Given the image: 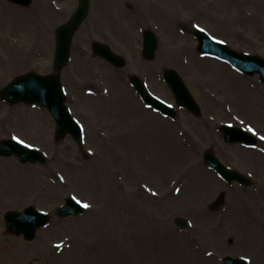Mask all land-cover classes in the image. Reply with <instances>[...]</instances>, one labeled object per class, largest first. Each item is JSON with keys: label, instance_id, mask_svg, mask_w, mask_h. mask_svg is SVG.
<instances>
[{"label": "rangeland", "instance_id": "1", "mask_svg": "<svg viewBox=\"0 0 264 264\" xmlns=\"http://www.w3.org/2000/svg\"><path fill=\"white\" fill-rule=\"evenodd\" d=\"M38 2L20 7L0 0V92L27 72L57 73L55 32L69 20L79 0H41V7ZM104 5L101 11V0H91L89 15L73 38L70 64L60 72L67 104L85 126V147L91 158L82 155L71 137L55 138V121L44 108L12 106L0 99V141L15 137L48 158L42 164H22L15 156L0 155V175L5 174L0 184V264H224L226 256H244L251 259L249 264H264L260 244L264 241V160L262 166L255 165V152L233 149L217 132L220 121H233L225 110L232 101L235 115L264 134V111L252 113L248 108L264 103V84L259 75L239 74L227 64L203 58L194 33L196 25L202 26L231 48L264 58V0H105ZM37 6L41 10L35 11ZM145 29L153 30L158 38L151 60L140 53V31ZM96 41L106 42L124 56L127 68L114 69L92 56ZM169 58L173 64L164 67L162 61ZM195 59L205 71L200 64L193 65ZM167 69L186 81L200 116L179 111L175 125L159 116L153 125L141 129L145 116L154 113L140 107L129 80L133 75L147 77L158 96L173 101L162 80ZM219 74L248 92L249 99L246 93L242 98L249 102V111L239 107L230 92L232 86L221 85ZM113 79L120 88L112 85ZM103 89L109 91V99L92 97L99 96L98 91L103 94ZM119 94H126L125 101L134 100L137 111L112 110ZM205 122L215 137L205 134ZM160 128L171 133L179 149L175 153L165 152L157 142ZM98 131L105 132L98 133L104 139L97 136ZM122 132L128 134L122 137ZM188 143L197 153L174 163ZM209 149L227 165L251 174L252 183L245 188L221 180L203 163ZM158 164L166 169L159 172ZM208 181L215 191H204L202 183ZM17 183L28 185L22 190ZM170 183L174 184L170 199L149 200L151 191L164 193ZM221 192L226 206L209 211L208 205ZM128 194L134 197L126 200ZM70 196L88 203L89 208L77 217L60 219L55 212ZM28 206L53 215L31 242L9 234L4 221L8 211ZM237 213L244 214V233L237 231L233 221ZM176 217L185 218L189 226L178 228Z\"/></svg>", "mask_w": 264, "mask_h": 264}, {"label": "water", "instance_id": "2", "mask_svg": "<svg viewBox=\"0 0 264 264\" xmlns=\"http://www.w3.org/2000/svg\"><path fill=\"white\" fill-rule=\"evenodd\" d=\"M14 1H17L21 4H29V0ZM88 4L89 0H81L79 9L74 14L70 22L61 26L57 31V49L55 63L58 70L63 68L68 61L72 36L79 25L85 19L88 12ZM199 39L202 42V47L203 43H209L205 42L206 37L203 34H199ZM210 43L208 44L209 47L205 48V51L227 58L233 64L248 73H253L255 71L264 72V61L262 59L258 57L248 58L230 51L223 45ZM102 51L103 54L107 55V57L115 64L121 65V60L118 57L112 55L108 48H102ZM202 51H204V49H202ZM166 77L170 81L178 99H181L180 102L182 104L188 105L187 101L185 99H182L184 94H187V89L182 84L176 73L168 71L166 73ZM172 79L176 80L175 84H173ZM137 87L146 97V94L144 93L141 85L137 84ZM1 96L9 100L11 103H15L18 101H26L28 103H41L52 112L54 118L56 119L59 138H62L67 131H70L74 134V137L77 141L81 140L80 130L78 129L76 124H74L67 108L64 105L65 97L63 96L60 81L57 77H41L34 74H26L24 76L17 77L11 84L7 86V88L2 91ZM149 102L153 101L149 100ZM155 104L159 106L157 102H155ZM192 109L197 112L195 104L192 106ZM13 151H15L17 155L21 157V160L23 162L43 161V157L38 152L26 151L17 145L9 143L8 141H4L0 144L1 154H11ZM206 160L218 166V169L224 177L230 180L234 178L244 180L243 177H241L237 172L233 173L225 167H222L212 154H208L206 156ZM78 211H80V209L77 206H75L73 203H68V205L60 211V216L64 217L69 214H76ZM47 220V216L37 213L32 208H29L23 213H8L6 216L9 231L16 235L24 234L25 239L27 240L34 239L36 236L35 232L37 228L44 225ZM178 224L184 225L185 223L181 220L178 222ZM227 264L245 263L240 260L234 261L228 258Z\"/></svg>", "mask_w": 264, "mask_h": 264}, {"label": "bare ground", "instance_id": "3", "mask_svg": "<svg viewBox=\"0 0 264 264\" xmlns=\"http://www.w3.org/2000/svg\"><path fill=\"white\" fill-rule=\"evenodd\" d=\"M40 2H38V4L40 5V3H41V0H39ZM104 1L105 0H101V4H102V6H100V10L102 11L103 10V8H105V5H104ZM107 3L109 4V2H105V4L107 5ZM40 7H41V5H40ZM39 6H37L36 7V10L35 11H37V9H39V10H41V8H40ZM47 10V9H46ZM47 12H49V11H47ZM100 13V12H99ZM103 15V14H102ZM173 59H168V60H165L164 62L162 61V63H163V65H164V67H166V65H171V64H173V61H172ZM202 61H205V60H202ZM198 64H200V63H198V61L195 59L194 61H193V65L195 66V65H198ZM200 69H204V71H205V67L203 66V65H201L200 64V67H199ZM113 81V83L114 84H112V85H114V87L115 88H120V87H117L116 86V83H115V81H114V79L112 80ZM218 81V80H217ZM219 81L221 82V85L222 86H225V87H231L232 86V89L235 91H233V90H229L230 92H232L233 93V95H234V97L237 99V101H238V105H239V107L242 109V110H244V111H249L246 107H248V105H249V102L247 101V100H244L243 98H242V96L246 93L247 95H248V99H249V97H250V95L248 94V92H246V90L241 86H238V85H235L234 83H232L229 79H228V77L226 76V75H224V74H219ZM125 95L126 94H124V95H122V94H119V95H117L116 96V98L118 99L117 101H116V99L114 98L113 99V101H116L115 102V104H114V106L111 108L112 110H114V111H118V112H122V111H125V112H128V113H130V114H132L134 111H137L136 110V105H135V103H134V100H128V101H125L124 100V98H125ZM110 97V96H109ZM109 97L107 98V99H109ZM106 99V100H107ZM100 100H102V99H100ZM251 106V105H250ZM248 108H250V110H251V112L253 113V112H255V113H259L260 111H264V103L263 102H260V106H257V107H254V106H251V107H248ZM140 112L141 113H146V114H148V112H144V111H141L140 110ZM254 113V114H255ZM261 113V112H260ZM155 118H156V116L155 115H152V114H148V115H146L145 116V118H144V121H142L143 123H141V129H142V127H147V126H150V125H153L155 122H156V120H155ZM144 124V125H143ZM143 125V126H142ZM170 129H171V126H170V124H166ZM205 125L207 126V132L205 131V134L207 135V133H208V136H209V139H210V137H215V136H213V129L210 127V124H207L206 122H205ZM155 127H153L152 129H154ZM143 131V130H142ZM203 133V132H202ZM170 134L171 133H169V132H166V131H163V130H161V128H160V133H159V135L161 136V138L160 139H158L157 140V142L159 143H161L162 144V146H164L166 149L164 150L165 152H169V153H175L177 150H179V149H177L176 147H177V145L175 144V142L173 141V137H170ZM169 135V136H168ZM207 136V137H208ZM165 140H167V141H165ZM109 146H111V145H109ZM192 148V147H191ZM240 150H244V149H240ZM195 150L194 149H181L180 150V152L178 153V156L176 157V158H174L173 159V162L175 163L176 161H178V162H181V161H183V159H182V157H192V153L194 152ZM252 153V152H251ZM254 153V152H253ZM182 154V155H181ZM168 155V154H167ZM263 155H261L260 153H258V152H255V154H254V159L255 160H252L253 162H254V164L255 165H257V166H262L263 165V160H264V158L262 157ZM159 161V160H158ZM157 161V162H158ZM92 162H95L93 159H92ZM251 162V161H250ZM96 163V162H95ZM259 163H260V165H259ZM159 166H158V170H159V172H161V171H163L164 169H166V165H163V166H160L161 164H158ZM199 166H200V164H199ZM99 169L96 167V169H95V171H98ZM193 171H196V172H198V168L197 167H194L193 168ZM1 173V172H0ZM190 174V173H189ZM6 175H7V173H6ZM109 178H110V176H109ZM5 179V174H2V175H0V184H1V182L3 181ZM199 179H200V176H198L197 177V180H196V182H198L199 181ZM30 183H32V182H30ZM208 184H205V183H202V188L203 189H205L204 191H206V192H212V191H215V190H213L214 189V187L212 186V184L208 181L207 182ZM27 185H28V183H22V184H19V183H17V187H18V189H21L22 188V190H24V189H26V187H27ZM31 185V184H30ZM95 185V184H94ZM9 189V188H8ZM11 189V188H10ZM9 189V190H10ZM129 195V194H128ZM126 196V200H130V199H132L131 197H134V196H132V195H129V196ZM149 200H154V199H151V198H149ZM168 201V200H167ZM164 202V201H163ZM126 204V203H125ZM127 206H128V204H126ZM167 209V208H166ZM162 210L164 211V209L162 208ZM167 211H168V209H167ZM165 212V211H164ZM197 212V211H196ZM166 213V212H165ZM196 214H198V212L196 213ZM244 215V214H243ZM243 215L242 214H240V213H237V216L236 215H234V218H233V221L235 222V224H236V226H238L236 229H237V231L238 232H240V233H244L243 232V230L242 229H245L246 227H244V226H246V222L244 221V218H243ZM177 218V217H176ZM215 235H217L218 237H219V234H215ZM221 237L222 236H220V239H221ZM260 244L262 245V247H264V241H261L260 242ZM202 260V259H201ZM209 260H211V258H209ZM208 260V261H209ZM204 261V260H203Z\"/></svg>", "mask_w": 264, "mask_h": 264}, {"label": "snow or ice", "instance_id": "4", "mask_svg": "<svg viewBox=\"0 0 264 264\" xmlns=\"http://www.w3.org/2000/svg\"><path fill=\"white\" fill-rule=\"evenodd\" d=\"M201 31H203V30L201 29ZM221 43H223V41H221ZM249 131H253V130L252 129H249ZM13 139H16V138L14 137ZM261 139H264V137H261ZM20 143H23V141H20ZM83 207L84 208H88L89 205L88 204H84Z\"/></svg>", "mask_w": 264, "mask_h": 264}]
</instances>
